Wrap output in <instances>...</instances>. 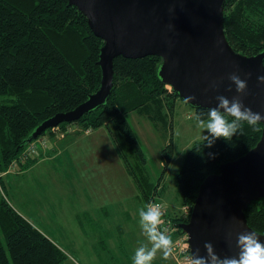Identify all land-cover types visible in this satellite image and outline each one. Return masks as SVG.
I'll return each instance as SVG.
<instances>
[{
	"label": "trees",
	"instance_id": "1",
	"mask_svg": "<svg viewBox=\"0 0 264 264\" xmlns=\"http://www.w3.org/2000/svg\"><path fill=\"white\" fill-rule=\"evenodd\" d=\"M223 30L237 52L253 55L264 50V0H225ZM102 44L86 17L68 0H0V186L4 192L0 198V264H62L66 259L51 239L10 205L1 174L20 158L27 146L23 141L37 125L73 109L97 90ZM160 62L156 55L114 58L113 87L106 103L71 122L84 133L106 128L144 206L160 202L164 188L159 179H150L142 144L127 115L135 111L152 125L169 124L166 113L171 114L180 98L158 77ZM191 108L195 117L207 118L206 109ZM71 123L61 122L57 127L64 130ZM256 128L244 123L243 134H234L229 141L217 139L210 148L202 139L192 143L175 174L183 212L172 216L163 211L162 219L176 228L169 235L172 240L184 235L179 224L188 220L200 183L218 173L220 164L252 149L261 136L260 122ZM51 131L46 129L36 139ZM167 149L172 151V143L162 148L164 163L169 158ZM34 161L31 155L17 164L27 167ZM244 213L248 226L264 234V197L252 201Z\"/></svg>",
	"mask_w": 264,
	"mask_h": 264
},
{
	"label": "water",
	"instance_id": "2",
	"mask_svg": "<svg viewBox=\"0 0 264 264\" xmlns=\"http://www.w3.org/2000/svg\"><path fill=\"white\" fill-rule=\"evenodd\" d=\"M224 2L68 0L86 17L92 33L103 41L97 60L99 86L73 109L42 121L22 144L28 145L46 129L74 122L104 105L113 87V60L117 56H159L160 80L183 102L185 97L195 96L185 103L198 109L215 107L217 95L229 99L240 95L228 79V74L235 72L247 82L246 94L241 95L244 105L264 115V83L257 80L264 75V50L253 55L233 50L223 30ZM212 82L218 87H210ZM260 123L261 136L256 145L241 157L220 164L218 173L206 176L200 183L188 220L179 224L191 246L189 253L199 248V254L205 255L203 245L210 241L219 256L235 255L236 233L254 231L244 211L252 201L264 197V121ZM257 234L264 242V234Z\"/></svg>",
	"mask_w": 264,
	"mask_h": 264
},
{
	"label": "rangeland",
	"instance_id": "3",
	"mask_svg": "<svg viewBox=\"0 0 264 264\" xmlns=\"http://www.w3.org/2000/svg\"><path fill=\"white\" fill-rule=\"evenodd\" d=\"M166 114L167 125H152L135 111L127 119L142 144L150 179H159L164 188L159 196L163 209L175 216L183 212L175 174L186 151L207 130L198 128L193 109L181 99ZM92 132L84 133L71 123L61 132L40 137L59 140L76 135L81 144L72 154L66 150L55 162H38L40 148L33 155L35 162L21 168L15 164L2 178L6 199L66 254L62 264H132L134 250L147 243L138 216L144 205L106 128L97 129L95 142L88 140ZM168 143H172V151L166 150L169 158L164 163L162 148ZM3 193L0 186V198ZM152 264L177 262L173 256L164 260L158 252Z\"/></svg>",
	"mask_w": 264,
	"mask_h": 264
},
{
	"label": "clouds",
	"instance_id": "4",
	"mask_svg": "<svg viewBox=\"0 0 264 264\" xmlns=\"http://www.w3.org/2000/svg\"><path fill=\"white\" fill-rule=\"evenodd\" d=\"M228 79L235 85L237 94L231 99L224 95H217L215 107L207 110V118L202 119L199 115L195 117L198 128L203 132L207 130V135H202V143L206 147H212L217 139L229 141L234 134H243V126L246 123L253 130L257 124L264 121V115L254 112L244 105L241 95L246 94L247 82L242 80L235 72L228 74ZM259 83H264V75L257 77ZM210 87H218L216 82H212ZM231 90V85L229 86ZM195 96L185 97V102H190ZM226 114V115H225ZM227 117H231L229 120ZM214 157L213 153H209ZM139 225L147 243H141L134 250L132 264H152L157 253H162L164 260L169 259L174 253L172 238L161 230L163 223V212L159 204H148L138 209ZM231 238L229 245L231 246ZM189 247H191L189 245ZM205 255H200L197 248L188 257V264H264V242H261L259 235L254 231H241L236 233L235 247L238 250L235 255L219 256L210 241L203 245Z\"/></svg>",
	"mask_w": 264,
	"mask_h": 264
},
{
	"label": "built area",
	"instance_id": "5",
	"mask_svg": "<svg viewBox=\"0 0 264 264\" xmlns=\"http://www.w3.org/2000/svg\"><path fill=\"white\" fill-rule=\"evenodd\" d=\"M52 130L56 133L61 132L62 130L60 128L52 127ZM90 129H87L85 133H88ZM38 141H32L28 143L26 146V149L23 151L21 154L20 158L16 161H13L10 165L11 167H14L15 164H17L19 161H24L28 156L35 155L38 149L44 148L45 147V141L42 138L37 139ZM150 204H159L162 212L164 211L163 205L161 202L153 201ZM161 230L164 231L167 235L173 234V231L176 230V228L170 227V222L165 221L163 219V223L161 224ZM173 244H174V253H173V258L177 262V264H187L188 262V257L190 255L189 253V246L187 243V236L184 235H179L173 239ZM189 254V255H188Z\"/></svg>",
	"mask_w": 264,
	"mask_h": 264
},
{
	"label": "crops",
	"instance_id": "6",
	"mask_svg": "<svg viewBox=\"0 0 264 264\" xmlns=\"http://www.w3.org/2000/svg\"><path fill=\"white\" fill-rule=\"evenodd\" d=\"M96 133H97V129L93 130V132L91 134H89L92 136L88 140L95 142L98 139V136H97L98 134H96ZM67 136H65L64 138L59 139V140L55 139V138H60V137H56V136H50V138H48V139L46 138L45 140L43 139L45 141V147L41 148V150L39 149L40 152L37 155L39 157L38 162L43 161V160H44L43 163L51 162V161H54L58 156L66 154V150L67 151L70 150V154H72L74 150H77L79 147H76V145L80 146L81 141L78 139V137L76 135H74V136L71 135L68 137ZM104 139H105V136H104ZM84 148L85 147H83L82 149H84ZM9 170H10V168H9ZM7 173H9V172H5V173L1 174V176L6 175Z\"/></svg>",
	"mask_w": 264,
	"mask_h": 264
}]
</instances>
